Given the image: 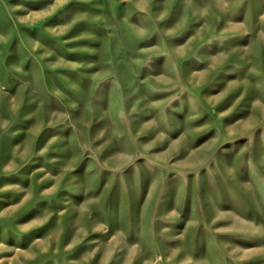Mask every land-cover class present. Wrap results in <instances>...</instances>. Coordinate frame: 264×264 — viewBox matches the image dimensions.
Returning <instances> with one entry per match:
<instances>
[{
  "label": "rangeland",
  "instance_id": "obj_1",
  "mask_svg": "<svg viewBox=\"0 0 264 264\" xmlns=\"http://www.w3.org/2000/svg\"><path fill=\"white\" fill-rule=\"evenodd\" d=\"M0 264H264V0H0Z\"/></svg>",
  "mask_w": 264,
  "mask_h": 264
}]
</instances>
